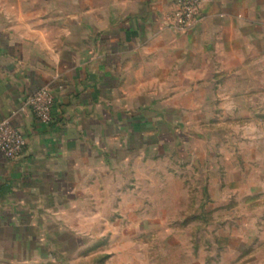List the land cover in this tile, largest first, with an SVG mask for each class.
Instances as JSON below:
<instances>
[{
  "label": "crops",
  "instance_id": "obj_1",
  "mask_svg": "<svg viewBox=\"0 0 264 264\" xmlns=\"http://www.w3.org/2000/svg\"><path fill=\"white\" fill-rule=\"evenodd\" d=\"M174 5L0 0V120L10 117L27 138L19 158L0 152V264H40L43 239H56L83 176L104 178L106 163L132 148L141 124L132 99L149 87L136 83L139 53L153 63L186 43L212 47L213 93L224 79L243 111H264V0H204L186 33L166 22ZM46 86L55 93L48 124L26 103Z\"/></svg>",
  "mask_w": 264,
  "mask_h": 264
},
{
  "label": "rangeland",
  "instance_id": "obj_2",
  "mask_svg": "<svg viewBox=\"0 0 264 264\" xmlns=\"http://www.w3.org/2000/svg\"><path fill=\"white\" fill-rule=\"evenodd\" d=\"M143 54L132 148L83 176L40 264H264V111L213 93L212 47Z\"/></svg>",
  "mask_w": 264,
  "mask_h": 264
},
{
  "label": "built area",
  "instance_id": "obj_3",
  "mask_svg": "<svg viewBox=\"0 0 264 264\" xmlns=\"http://www.w3.org/2000/svg\"><path fill=\"white\" fill-rule=\"evenodd\" d=\"M204 0H175L174 8L166 15L168 26L178 33L193 28L202 17ZM40 123L53 121L55 93L49 87H42L26 101ZM27 147L23 129L10 117L0 120V152L8 159L19 158Z\"/></svg>",
  "mask_w": 264,
  "mask_h": 264
}]
</instances>
